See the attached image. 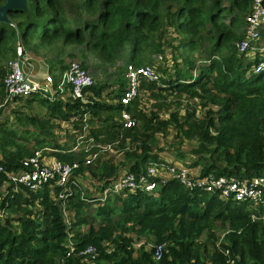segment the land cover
<instances>
[{
	"label": "trees",
	"instance_id": "1",
	"mask_svg": "<svg viewBox=\"0 0 264 264\" xmlns=\"http://www.w3.org/2000/svg\"><path fill=\"white\" fill-rule=\"evenodd\" d=\"M4 1L0 0V4ZM251 3L252 0H27L26 9L9 13L11 23L0 22V54L9 52L14 56L16 42L24 49L34 47V42L41 47L56 45L59 53L72 46L78 52L68 56H80L81 64L87 67L92 53L96 58L95 74L105 64L114 67L113 80L118 86L109 94L117 100L125 86L128 66L150 63L152 55L167 59V48L171 61L168 70L172 71L166 73L163 69L165 75L149 86L212 101H217L213 99V88L223 94L222 110L216 117L208 111L203 119L183 130L186 138L196 136L198 140L191 166H199L200 176L249 179L264 171V72L254 73L253 61L241 63L235 42L243 36L241 26ZM4 74L5 70L0 69V100L5 96ZM106 87L105 82L94 80L84 90L86 102L68 97L50 100L37 93L15 97L14 101H24L23 106L30 107L35 102L46 111L41 117L15 111L16 120L37 132L25 130L19 134L0 120V187L7 184L6 173L22 167V161L35 149L49 146L53 151L48 153L56 159H76L73 153L66 152L69 146L54 138L53 127L60 120L75 116L76 128L83 122V114L97 116L107 111L105 117L98 116L102 128L90 133L96 138L104 134L105 139H113L119 123L112 120V112L119 115L122 106L101 100ZM165 125L152 117L123 130L132 141L140 140L138 152L125 153L130 163L123 172L142 173L147 161L156 160L153 132ZM88 167L81 166L79 170H88L94 179L103 180L101 187L123 173L113 163ZM152 180L160 183L158 189L124 190L116 195L117 204L108 202L97 207L93 216L100 217L99 227L81 214L87 204L80 199V188L67 199L75 211L74 222L68 228L62 201L58 205L47 188L32 191L20 186L13 191L8 185L0 193V209L14 215L0 217V264H264V208L258 212L245 204L223 201L214 193L188 190L176 179ZM54 190L58 193L60 187ZM87 196L96 198L95 194ZM254 212L259 215L257 220L252 219ZM112 214L118 216L116 221ZM121 222L127 226L118 232L115 227L119 228ZM218 223L225 229V242L217 246L209 238L202 241L201 236L216 229ZM69 238L77 250L95 246V259L66 257ZM151 238L154 243H164L159 260L154 259L152 248L143 244L135 248L136 241ZM208 243L213 245L211 250Z\"/></svg>",
	"mask_w": 264,
	"mask_h": 264
},
{
	"label": "built area",
	"instance_id": "2",
	"mask_svg": "<svg viewBox=\"0 0 264 264\" xmlns=\"http://www.w3.org/2000/svg\"><path fill=\"white\" fill-rule=\"evenodd\" d=\"M243 22V36L235 42L237 54L250 56L249 61L251 62L252 60L254 62L252 65L254 73L264 72V55H262L264 53V43L261 42V32L264 30V0H252L250 10L245 14ZM23 49L18 44L15 47L14 56L6 61V71L3 76L4 104L15 97L26 98L36 93L43 97H49L48 95L52 93L54 84L59 92L67 89L68 98L87 101L84 90L91 86L94 81L90 71L80 62L75 60L69 62L67 68L58 74L57 79L53 78L49 73H46L40 79H36L29 65L30 58L23 54ZM257 53H261V57L257 58ZM160 59H162V56L158 55L156 60ZM26 61L28 65H26ZM124 76L125 86L115 102L122 106L119 117L123 130L135 125L129 106L139 97L143 83L158 81L159 72L154 65H129ZM76 120L75 116L70 117L68 120L70 127H73ZM82 127L85 129L86 125ZM90 140L92 141V139ZM78 145L79 142L75 143L66 152L75 151ZM96 146L102 150L111 147L110 145L102 146L99 144ZM89 150L87 148L85 152ZM49 151H53L49 146L35 149L31 155L22 161V167L6 173L7 184L12 187L13 191H18L20 186L32 191L47 188L53 198L60 199V202L62 201V211L64 212L68 197L73 194V190L80 188L74 175L75 172L79 171L81 166L92 165L97 153H88L80 162L78 159L69 162L56 159L48 153ZM159 169L160 165L158 163H150L142 173L124 172L110 183L102 186L97 194V199L103 203L109 196L113 194L120 195L124 190L154 191L159 188L160 183L152 180V178L158 177L162 182L176 179L182 187L188 190L198 189L209 194L214 193L223 201L245 204L256 211L260 207L264 208V175L249 179L227 176L217 177L213 174L200 176L199 173L194 174L193 168L178 164L177 166L168 165L166 167V172L170 177L165 179L164 175L159 173ZM55 187H60L58 193H54ZM251 216L253 220H257L259 215L254 212ZM261 217H264V212ZM67 225L68 228L71 227L70 222ZM67 246L66 257L83 256L86 259L94 260L98 254L96 247L93 245L77 250L70 238ZM149 247L153 249L154 259H161L164 243L149 244ZM58 264L62 263L59 261Z\"/></svg>",
	"mask_w": 264,
	"mask_h": 264
},
{
	"label": "rangeland",
	"instance_id": "3",
	"mask_svg": "<svg viewBox=\"0 0 264 264\" xmlns=\"http://www.w3.org/2000/svg\"><path fill=\"white\" fill-rule=\"evenodd\" d=\"M242 30L244 29V23L241 26ZM14 42V38H12ZM261 42L264 43V31L261 32ZM21 45L19 42H16L17 45ZM37 42H34V47H29L23 49V54L28 56L31 59H36L42 62H46L48 65V69L51 65L54 66V69L50 68L49 74L57 79L58 74L67 68L69 62L71 61H78L80 63L81 59L80 56H68V53H77L78 48L74 49L72 46H66L64 52L59 53L58 47L56 45H44L43 47L38 46ZM23 47V46H22ZM170 51V50H169ZM166 57H162L160 60H156L158 55H152V60L150 63H144V65H154L159 72V78L162 77L164 74L163 69H166V73L171 72L172 70H168V67L171 68V61L168 60V49L166 48ZM170 55V54H169ZM264 55V53L262 54ZM241 59V63L245 65L246 63L250 62V56L245 54L239 55ZM12 56L10 53H6L4 55L0 54V69H5L6 61ZM256 57H261V53H257ZM88 60L90 63H86V68L90 71L92 75L93 81L96 82H105L106 88L103 89L101 100L106 103H115V99L112 98V95L109 94V91L113 88L118 86L117 83L113 80L115 77V73L113 72L114 67L110 65H103L104 69L99 70L97 74L94 73L96 64V58L91 53L88 56ZM252 61V60H251ZM33 64V73L39 72L37 63L31 61ZM62 65V69H60ZM108 68V71L105 70ZM125 74V73H124ZM40 73L35 74V76H39ZM3 81V78H2ZM125 81V79H124ZM160 82H157V86ZM4 90V89H3ZM58 91V92H56ZM215 97L213 99H217V101H212L209 99L200 98L198 96L191 97L190 95L184 92H175L170 91L168 89H162L160 87H151L148 83L142 85L139 97L135 101V104L132 103L129 107L131 114L134 116L135 125L138 124L141 120H148L153 117V119H157L159 122H165V127L161 130H155L153 132V137L157 141L156 146L153 150V153L156 155L155 161H147L145 166L147 167L150 163H158L160 165L159 173L164 175L165 179L168 177V173L166 172V167L168 165L177 166L178 164L190 167L193 165V161L195 159V153L193 150L197 148L198 140L196 136L194 138L188 139L183 133V130H187L190 126L197 123L200 119H203L206 116L208 111H212L211 116L216 117L217 113H220L222 110L221 98L222 93H219L216 89H212ZM50 100L61 99L65 100L68 97L67 89H64L62 92L57 90L55 84L54 88L52 89V93L48 95ZM97 99H100L96 97ZM3 99L0 100V120L6 123V126L9 128L15 129L19 134L23 131H34L37 132L34 127L31 125H26L22 123L23 121H18L15 119L16 112L21 111L28 115H35L37 117H41L45 113V107L39 105L38 103H32L30 107L23 106L25 105L24 101L16 100L14 104H4ZM136 105V106H133ZM133 106V107H132ZM107 114V111L101 112L99 115L95 116L92 113H85L82 116V120H84L81 124H79L76 128H69L70 130L59 129V124H55L53 127V131L59 129L57 132H54V138L64 143L65 145L69 146L66 150H70L72 146L79 142V145L75 151H70L76 157V159H82L88 153H97L96 158L93 160V164L90 165L88 168L97 166L101 168L103 166L109 165L111 163L115 164L116 166L119 165V171L123 172L128 169V165L130 163L128 157H126V152H132L136 150L138 152L137 147L140 144V140H133L130 137L124 136L123 129L120 123V117L116 111H113V121L119 123L117 127L118 133L113 139H105V135L101 134L96 138L94 135L90 133V130L94 132L102 128V122L98 120V116L103 118ZM105 124V123H104ZM83 125H86V128L83 129ZM34 137V135H31ZM92 139V141L90 140ZM31 142V141H30ZM29 142V145L31 143ZM107 146L110 145L111 147L102 150L98 148L96 145ZM89 148L88 152H85V149ZM178 153L184 155L185 157L181 158ZM199 166L190 167L194 169V174L199 173ZM86 173V174H84ZM264 175V171L262 172ZM75 177L78 180L79 187H80V194L82 200L86 201L87 208L84 210L82 215L88 219V221L93 222L95 227H99L100 217L98 216L95 218L93 214L95 213L97 207L107 204H117L115 197L116 195L113 194L109 196L105 202H100L97 199V194L100 192V187L103 183L101 179H94L88 170L84 171H77L75 172ZM99 178V177H97ZM8 184H4L0 187V193H3ZM73 193H77L76 190H73ZM121 192L120 194H122ZM156 193V192H154ZM88 194L92 196L95 194L96 198L88 199ZM91 200V201H90ZM117 213L120 211L117 209ZM66 223L74 222V214L75 211L66 201L65 210L63 212ZM7 215H14V212L5 211L0 209V217L1 219L6 217ZM111 218L113 221L118 219L117 215L112 214ZM81 226V225H80ZM127 224L124 222L120 223V227H115L116 231L120 232L121 227H125ZM83 229H87L88 226L82 225ZM224 228L218 223L217 228L213 231H206L202 236V241H205L209 238V241L213 242L215 245L219 246L220 243L225 242V232ZM127 235H131L132 232H126ZM154 241L152 238L148 241L145 239H140L136 241L135 248H138L139 245L143 244L146 245L147 249H149V244L152 245ZM213 245L208 243V248L211 250ZM89 264H92L89 263Z\"/></svg>",
	"mask_w": 264,
	"mask_h": 264
},
{
	"label": "water",
	"instance_id": "4",
	"mask_svg": "<svg viewBox=\"0 0 264 264\" xmlns=\"http://www.w3.org/2000/svg\"><path fill=\"white\" fill-rule=\"evenodd\" d=\"M27 0H5L3 4H0V22L11 23L9 13L17 9H26ZM28 65V62H25ZM56 203L60 204V199L56 200Z\"/></svg>",
	"mask_w": 264,
	"mask_h": 264
},
{
	"label": "crops",
	"instance_id": "5",
	"mask_svg": "<svg viewBox=\"0 0 264 264\" xmlns=\"http://www.w3.org/2000/svg\"><path fill=\"white\" fill-rule=\"evenodd\" d=\"M31 61H34V63H37V65H38L39 72L33 73V76L36 79H40L43 75H45L46 73H49L50 72V68L48 69V65H47L46 62H42V61H39V60H36V59H31ZM31 61H30V64L29 65H30L31 71L33 72V64H32ZM51 66H56V65H51ZM38 73H40V75L39 76H35V74H38ZM14 103H15L14 98L13 99H10V100H8L6 102V104H9V105H12ZM56 123L57 124L60 123V125L58 126L59 129L65 128V130H70L69 128H74V125H73V127H70V125H69L70 123L68 122V120H60V121H58ZM59 129H56L55 132H57Z\"/></svg>",
	"mask_w": 264,
	"mask_h": 264
}]
</instances>
